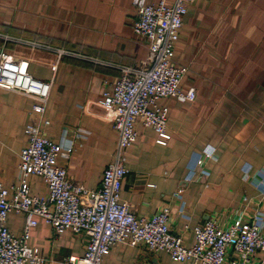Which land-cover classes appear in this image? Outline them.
I'll use <instances>...</instances> for the list:
<instances>
[{
  "label": "crops",
  "instance_id": "0c3cea01",
  "mask_svg": "<svg viewBox=\"0 0 264 264\" xmlns=\"http://www.w3.org/2000/svg\"><path fill=\"white\" fill-rule=\"evenodd\" d=\"M136 16L134 0H0V48L28 60L34 77L52 81L50 123L43 131L63 146L74 145L70 158L59 162L72 181L88 188L100 187L118 146L115 112L100 103L103 92L122 66H148V43L132 29ZM174 60L188 67L181 88H195L196 98L159 100L169 108L165 145L155 130L137 123L138 137L124 150L128 173L120 200L137 216L168 206L172 231L188 245L195 241L193 228L212 218L225 226L244 215L264 225V0H194L183 16ZM32 106L31 97L0 89V180L6 187L19 183ZM206 150L213 157L190 179L192 163ZM30 188L33 194L47 191L38 175L30 177ZM36 218L28 243L45 264L83 255L86 235L58 236ZM25 223L24 214L10 212L13 233L20 235ZM102 264L194 262L120 242Z\"/></svg>",
  "mask_w": 264,
  "mask_h": 264
},
{
  "label": "built area",
  "instance_id": "2783aa9c",
  "mask_svg": "<svg viewBox=\"0 0 264 264\" xmlns=\"http://www.w3.org/2000/svg\"><path fill=\"white\" fill-rule=\"evenodd\" d=\"M193 1L134 0L137 16L132 29L148 43V66H122L121 75L103 92L100 103L115 112L118 146L97 189L72 181L66 165L59 162L70 158L74 145L63 146L43 131L50 123L46 111L52 81L34 77L28 60L0 48V89L31 97L35 114L25 128L28 143L20 152L19 183L6 187L0 180V264H45L40 250L28 243L31 230L38 225L36 217L50 224L58 236L67 231L87 236L83 255L70 258L67 264H102L105 254L120 242L131 246L143 243L155 252L165 250L179 262L264 264V225L256 219L238 215L225 226L213 218L206 220L193 228L195 241L188 245L181 234L172 231L168 206L150 216H137L130 204L120 200L128 173L124 150L138 137L137 123L155 130L157 142L165 145L171 138L169 108L159 100L174 97L185 102L196 98L195 88H181L188 67L174 60L183 16ZM213 155V150H206L203 157L195 158L190 179L198 177L196 168ZM32 175L44 179L46 193L31 192ZM12 211L26 216L20 235L7 225Z\"/></svg>",
  "mask_w": 264,
  "mask_h": 264
}]
</instances>
